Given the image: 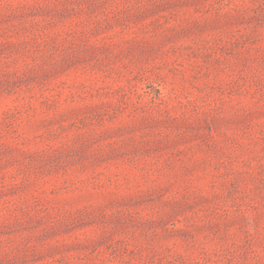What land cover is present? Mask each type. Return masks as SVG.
Returning <instances> with one entry per match:
<instances>
[{
    "label": "rangeland",
    "instance_id": "rangeland-1",
    "mask_svg": "<svg viewBox=\"0 0 264 264\" xmlns=\"http://www.w3.org/2000/svg\"><path fill=\"white\" fill-rule=\"evenodd\" d=\"M0 264H264V0H0Z\"/></svg>",
    "mask_w": 264,
    "mask_h": 264
}]
</instances>
